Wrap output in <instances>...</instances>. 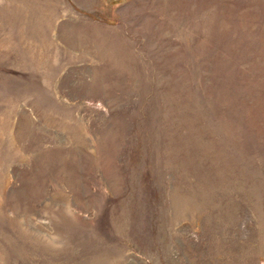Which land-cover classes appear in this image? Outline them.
<instances>
[{
	"label": "rangeland",
	"instance_id": "374dc122",
	"mask_svg": "<svg viewBox=\"0 0 264 264\" xmlns=\"http://www.w3.org/2000/svg\"><path fill=\"white\" fill-rule=\"evenodd\" d=\"M0 264H264V0H0Z\"/></svg>",
	"mask_w": 264,
	"mask_h": 264
}]
</instances>
